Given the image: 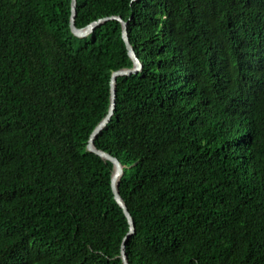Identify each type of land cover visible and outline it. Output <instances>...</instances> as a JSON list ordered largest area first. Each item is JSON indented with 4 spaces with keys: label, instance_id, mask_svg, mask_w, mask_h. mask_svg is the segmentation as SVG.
Masks as SVG:
<instances>
[{
    "label": "trees",
    "instance_id": "1",
    "mask_svg": "<svg viewBox=\"0 0 264 264\" xmlns=\"http://www.w3.org/2000/svg\"><path fill=\"white\" fill-rule=\"evenodd\" d=\"M0 0V264H124L113 164L87 149L132 68L122 24ZM143 62L95 144L125 165L130 264H264V0H78Z\"/></svg>",
    "mask_w": 264,
    "mask_h": 264
},
{
    "label": "water",
    "instance_id": "2",
    "mask_svg": "<svg viewBox=\"0 0 264 264\" xmlns=\"http://www.w3.org/2000/svg\"><path fill=\"white\" fill-rule=\"evenodd\" d=\"M78 6V0H71V19H70V25L73 33L80 37L85 38L89 36V34H92L94 30L101 26L103 23L109 21V20H118L122 24V35L123 39L126 43L129 55L134 63V66L132 68H122L119 70H116L112 73L111 76V82H110V107L107 115L101 120V122L95 127V129L91 132L90 139L88 141L87 149L101 158H103L105 161H110L113 164V174H112V188L114 192V196L116 201L119 203V205L123 208L124 213L128 219L129 223V230L127 234L124 236L122 245H121V256L122 261L124 264H130L128 254L126 251L127 243L129 242L130 238L134 235L136 231V225L133 215L131 214L126 202L124 201L120 190L119 185L122 176L125 174V165L119 160V158L113 156L109 152H106L102 149H99L96 144V138L100 134L101 131L104 130V128L111 122V119L114 115L115 109H116V99H117V81L118 78L121 76H130L132 74H137L143 69V62L141 61L140 57L138 56L134 46L131 43L130 35H129V21L124 20L120 16H109L100 18L94 21H90V23L82 28L77 27L76 25V17L78 14V9L76 8Z\"/></svg>",
    "mask_w": 264,
    "mask_h": 264
}]
</instances>
